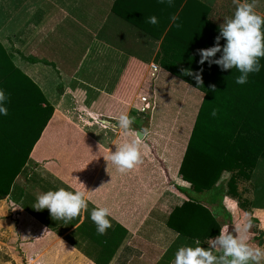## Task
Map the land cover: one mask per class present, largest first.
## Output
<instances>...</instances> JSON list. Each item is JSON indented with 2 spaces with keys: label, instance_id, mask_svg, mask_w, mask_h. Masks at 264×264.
Segmentation results:
<instances>
[{
  "label": "crops",
  "instance_id": "crops-1",
  "mask_svg": "<svg viewBox=\"0 0 264 264\" xmlns=\"http://www.w3.org/2000/svg\"><path fill=\"white\" fill-rule=\"evenodd\" d=\"M235 8L236 0H174L171 6L159 0H0V45L39 89L40 107L52 108L8 195L26 213L31 237L64 242L77 264H171L181 245L193 243L167 222L186 200L174 186L191 191L179 171L206 89L221 85L219 67L199 64L197 50L214 45ZM153 15L155 25L146 22ZM187 69L200 73V83L184 74ZM122 112L136 117L133 129L147 128L149 135L139 139L97 122L115 124ZM133 139L143 162L122 174L107 157ZM229 178L224 172L220 182ZM258 180H264L263 160L249 179L238 180L245 208L230 196L223 206L236 230L251 223L237 234L264 249V208L250 207ZM59 187L83 191L88 208L64 221L31 207L38 195ZM100 206L111 210L104 234L90 219ZM112 236L104 257L100 242ZM42 256L26 264L42 263Z\"/></svg>",
  "mask_w": 264,
  "mask_h": 264
},
{
  "label": "trees",
  "instance_id": "trees-1",
  "mask_svg": "<svg viewBox=\"0 0 264 264\" xmlns=\"http://www.w3.org/2000/svg\"><path fill=\"white\" fill-rule=\"evenodd\" d=\"M260 62L264 65V58ZM219 70L221 85L206 89L179 171L191 191L174 186L186 200L171 212L167 222L179 236L198 239L201 244L223 229L213 211L224 216V229L236 231L223 198L237 199L244 209L237 193L238 180L249 179L258 161L264 162V67L259 73L249 74L244 85L235 83L240 74L235 68L222 71L219 67ZM0 88L8 94V115L0 116L1 200L10 194L13 182L51 117L52 108L40 107L39 89L13 65L1 45ZM213 109H219L216 117L211 115ZM224 172L230 174L226 184L220 182ZM250 207L264 208V180L254 183ZM113 238L105 239V245L100 242L104 257L111 252Z\"/></svg>",
  "mask_w": 264,
  "mask_h": 264
},
{
  "label": "clouds",
  "instance_id": "clouds-1",
  "mask_svg": "<svg viewBox=\"0 0 264 264\" xmlns=\"http://www.w3.org/2000/svg\"><path fill=\"white\" fill-rule=\"evenodd\" d=\"M171 6L174 0H159ZM256 0H236V8L233 14L225 17L219 26V35L216 36L214 45L206 49H198L200 56L199 64L206 61L209 65L216 64L222 71L236 69L240 74L235 83L244 85L248 82L249 74L259 73L264 65V14L255 9ZM173 21L178 18L173 16ZM146 22L157 24L156 16H149ZM176 27H180L179 24ZM224 40L223 45L220 44ZM219 53V58H215ZM185 75L194 76L200 83V73H194L191 69L184 70ZM8 94L0 88V116L8 115ZM219 109H213L211 115L216 117ZM136 117L122 112L115 124L106 119H98L102 126H111L123 130L125 135L133 133L136 136L146 137L149 129L139 131L131 126ZM107 160L119 171L126 173L141 164L139 140L121 144L115 151H111ZM37 211L48 209L54 220L70 221L77 217L82 210L88 208L83 191L68 190L64 187L48 190L37 196L35 203L31 206ZM111 210L107 206L93 208L90 211V219L95 223L99 234H104L111 227L109 217ZM247 216V213H245ZM251 223L243 224L239 229L229 232L221 229L214 238H208V247L201 245L200 241L194 240L192 244H183L175 252L171 264H260L264 259V249L254 248L247 243V237L239 233H247ZM179 236V233H177ZM217 249L219 252L217 253Z\"/></svg>",
  "mask_w": 264,
  "mask_h": 264
},
{
  "label": "rangeland",
  "instance_id": "rangeland-1",
  "mask_svg": "<svg viewBox=\"0 0 264 264\" xmlns=\"http://www.w3.org/2000/svg\"><path fill=\"white\" fill-rule=\"evenodd\" d=\"M255 9L264 14V0H256ZM22 211L21 204L13 202L8 196L0 200V264H26L30 256L40 254L43 255V260L41 263L38 259V264H77L76 253L66 248L64 242L57 241L50 235L39 240L31 237L27 232L28 226L24 224L27 223V219H24L26 213L23 214ZM213 213L217 221L224 226V216L217 211ZM259 231L257 230L258 233ZM250 242L257 244L252 237Z\"/></svg>",
  "mask_w": 264,
  "mask_h": 264
},
{
  "label": "water",
  "instance_id": "water-1",
  "mask_svg": "<svg viewBox=\"0 0 264 264\" xmlns=\"http://www.w3.org/2000/svg\"><path fill=\"white\" fill-rule=\"evenodd\" d=\"M137 137H138L139 139L142 138V136H141V137H140V136H137Z\"/></svg>",
  "mask_w": 264,
  "mask_h": 264
}]
</instances>
